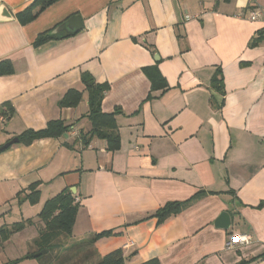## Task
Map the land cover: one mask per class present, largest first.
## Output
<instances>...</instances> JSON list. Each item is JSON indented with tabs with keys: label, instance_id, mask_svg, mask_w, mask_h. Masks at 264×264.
Listing matches in <instances>:
<instances>
[{
	"label": "crops",
	"instance_id": "crops-1",
	"mask_svg": "<svg viewBox=\"0 0 264 264\" xmlns=\"http://www.w3.org/2000/svg\"><path fill=\"white\" fill-rule=\"evenodd\" d=\"M30 2L0 0L13 15L0 22V59L14 69L0 75V145L52 119L70 127L59 137L0 152V226L10 225L14 209L20 220L32 221L0 240V264L36 251L33 241L43 226L38 213L64 189L79 203L71 242L116 232L81 251L93 254L83 264L115 248L125 264L151 258L160 264H236L262 254L264 205L257 204L264 200V24L248 16L264 9V0H59L22 25L15 14ZM73 14L81 17L80 31L32 45L39 32ZM147 66L160 71L164 90L151 87ZM217 69L224 94L211 87ZM82 72L109 84L101 109L115 111L120 146L113 152L102 138L84 145L80 137L90 129ZM71 87L82 92L81 100L60 107ZM4 102L13 108L8 118L1 115ZM33 183L38 201L18 204L16 194L25 195ZM199 191L162 223L150 216ZM222 211L230 215L225 230L214 226ZM23 233L24 245L13 253ZM240 234L250 241L225 246ZM250 264H264V256Z\"/></svg>",
	"mask_w": 264,
	"mask_h": 264
},
{
	"label": "trees",
	"instance_id": "trees-1",
	"mask_svg": "<svg viewBox=\"0 0 264 264\" xmlns=\"http://www.w3.org/2000/svg\"><path fill=\"white\" fill-rule=\"evenodd\" d=\"M59 0H31V2L21 11L15 14L17 21L25 25L35 20L47 7L56 3ZM56 27V26H55ZM53 27V28H55ZM47 29L39 32L33 39L32 45L38 47L41 44L53 39H61L66 36L72 35V33H52ZM263 33V32H262ZM74 34V33H73ZM255 39L249 44H253ZM14 71L12 62L7 59H0V75H10ZM144 73L151 81V87L153 89H165L166 82L164 77L156 66H147L143 68ZM80 81L84 86V90L87 93V105L88 110L85 116L90 122V129L87 132L80 133L83 144L88 145L90 139L93 136H97L106 141V148L108 151H115L120 146V136L118 133V125L115 120V111L104 112L101 109V101L105 93L109 89L107 82H97L89 72H82L80 74ZM211 87L215 88L220 94H224L223 78L219 69L211 78ZM82 98V92L76 88H68L63 96L58 101L60 107H74ZM214 106L219 107L214 102ZM4 110L1 115L4 118H8L13 113V108L9 102L2 104ZM70 125L64 123L62 119H52L47 124L39 129L27 128L20 132L16 137L18 142L23 145H29L33 141L42 138L59 137L61 134L69 130ZM3 150H0V152ZM29 190L23 196H20V192L16 194L18 204L23 201H27L29 204H35L39 199V190L37 189V183L30 184L27 188ZM203 194V191H199L191 198L184 201H169L163 206L157 208L150 216L157 219V223H162L165 219L171 215L179 213L185 208L194 198ZM79 203L75 201L74 196L68 189H64L51 198H48L38 213L39 219L43 222V226L39 229L38 237L33 241L36 251L27 252L20 258L12 260L3 264H16L19 260L27 258H36L40 264H70L67 263L71 260H75L81 251H84L92 243L102 237H107L116 233L114 230H103L100 232H94L89 237L80 242H71L72 227L75 220ZM264 205V200L257 204V207ZM32 221L30 219L20 220L11 223L9 226H0V240L4 241L9 236L17 231L22 230L27 224ZM83 248V246H85ZM42 249H46V253L39 256L34 254ZM76 254V255H75ZM82 262H71V264H83L84 260H90L93 257L91 250L83 253ZM264 256V252L257 257H251L246 260H240L236 264H250L256 259ZM80 259V258H79ZM92 263L88 264H125V259L121 248H115L103 256L93 258ZM141 264H160L157 258H151L142 262Z\"/></svg>",
	"mask_w": 264,
	"mask_h": 264
},
{
	"label": "water",
	"instance_id": "water-1",
	"mask_svg": "<svg viewBox=\"0 0 264 264\" xmlns=\"http://www.w3.org/2000/svg\"><path fill=\"white\" fill-rule=\"evenodd\" d=\"M13 18V15L11 12L3 5H0V22L3 21H9ZM83 28V23L81 20V17L77 14H73L70 17H68L66 20L58 24L55 28L51 30L52 33H59V32H65V33H76L80 31ZM18 142V138L16 136L12 137L2 145H0V150H5L9 146H11L14 143ZM214 226L221 229H228L230 226V215L228 211H222L219 213L217 218L214 220ZM46 253V249H42L38 252H36L34 255L39 256L41 254Z\"/></svg>",
	"mask_w": 264,
	"mask_h": 264
},
{
	"label": "built area",
	"instance_id": "built-area-1",
	"mask_svg": "<svg viewBox=\"0 0 264 264\" xmlns=\"http://www.w3.org/2000/svg\"><path fill=\"white\" fill-rule=\"evenodd\" d=\"M249 20L251 21H256V20H262L264 24V9L262 8H254L250 11L249 13ZM262 34L264 35V26L262 30ZM4 118H1V121H3ZM77 201V200H75ZM78 202V201H77ZM250 241V236L246 234H240V235H235L230 238L227 242H225L226 247H232L235 243H240V244H245Z\"/></svg>",
	"mask_w": 264,
	"mask_h": 264
},
{
	"label": "rangeland",
	"instance_id": "rangeland-1",
	"mask_svg": "<svg viewBox=\"0 0 264 264\" xmlns=\"http://www.w3.org/2000/svg\"><path fill=\"white\" fill-rule=\"evenodd\" d=\"M17 212V210L16 209H14V213H12L11 215H10V218H8V221L9 222H7V223H13L14 221H16V220H20V216H19V213H16ZM14 217V218H13ZM25 240V233H23V236L22 237H18L17 239H16V241H14V246L12 247V251H13V253H16V252H14V250H20V246H22V245H24V243H23V241ZM83 253L84 252H82V253H80V256H79V254H77V256L76 257H73L75 260H74V262L76 263V262H82V258H83V256H85V255H83ZM16 255V254H15ZM76 255V254H75ZM80 258V259H79ZM71 264V263H70Z\"/></svg>",
	"mask_w": 264,
	"mask_h": 264
}]
</instances>
